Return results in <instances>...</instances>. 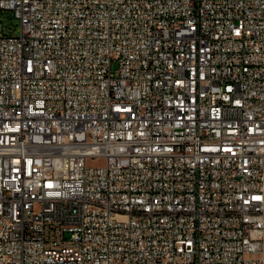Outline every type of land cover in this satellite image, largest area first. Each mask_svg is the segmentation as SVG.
Masks as SVG:
<instances>
[{"label":"built area","instance_id":"1","mask_svg":"<svg viewBox=\"0 0 264 264\" xmlns=\"http://www.w3.org/2000/svg\"><path fill=\"white\" fill-rule=\"evenodd\" d=\"M2 11L0 264H264V0Z\"/></svg>","mask_w":264,"mask_h":264},{"label":"rangeland","instance_id":"2","mask_svg":"<svg viewBox=\"0 0 264 264\" xmlns=\"http://www.w3.org/2000/svg\"><path fill=\"white\" fill-rule=\"evenodd\" d=\"M0 20L6 22V23H11V20L14 22V24H18V20H16L13 17V14L11 11H2L0 13ZM16 34H19V30L16 31ZM103 161L97 160V159H91L89 160V164L91 165H99L102 164Z\"/></svg>","mask_w":264,"mask_h":264}]
</instances>
